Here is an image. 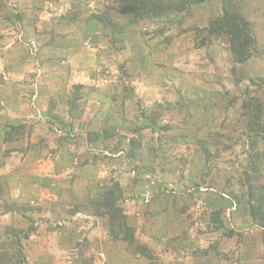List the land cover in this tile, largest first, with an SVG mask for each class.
<instances>
[{"label":"rangeland","instance_id":"rangeland-1","mask_svg":"<svg viewBox=\"0 0 264 264\" xmlns=\"http://www.w3.org/2000/svg\"><path fill=\"white\" fill-rule=\"evenodd\" d=\"M0 264H264V0H0Z\"/></svg>","mask_w":264,"mask_h":264}]
</instances>
